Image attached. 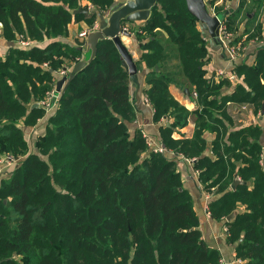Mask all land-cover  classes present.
I'll use <instances>...</instances> for the list:
<instances>
[{
  "label": "trees",
  "instance_id": "obj_1",
  "mask_svg": "<svg viewBox=\"0 0 264 264\" xmlns=\"http://www.w3.org/2000/svg\"><path fill=\"white\" fill-rule=\"evenodd\" d=\"M244 1L224 18L228 31L235 30ZM253 2L264 8V1ZM113 3L0 0V38L31 42L0 54V150L24 155L0 180V264H20V258L24 264H219L175 161L148 152L141 130L129 127L135 118L130 77L114 42L98 40L93 57L57 88L53 72L80 60L77 37L74 45L60 40L67 24L83 20L91 27ZM262 29L257 23L249 38H262ZM128 31L141 51L136 67L147 69L143 94L152 119H168L158 129L162 145L194 157L201 187L214 197L210 215L224 220L235 257L264 264L263 131L256 124L235 127L227 107H262L264 46L252 64L234 67L232 84L207 76V42L185 0H157L148 19ZM172 83L196 91L194 109L173 97ZM53 88L60 94L35 151H28L22 127L45 116L35 104ZM189 121L192 134L174 138Z\"/></svg>",
  "mask_w": 264,
  "mask_h": 264
},
{
  "label": "crops",
  "instance_id": "obj_2",
  "mask_svg": "<svg viewBox=\"0 0 264 264\" xmlns=\"http://www.w3.org/2000/svg\"><path fill=\"white\" fill-rule=\"evenodd\" d=\"M264 0H262L263 2ZM207 3V7L210 10L213 8L214 12H222L224 13L223 18H226L228 12H232L238 6L239 0H205ZM85 3V2H83ZM86 4V3H85ZM87 8L90 9V4H86ZM246 9H252L251 14L249 15ZM216 13V14H218ZM221 13V14H222ZM145 21L142 22H133V23H126V26H130L133 30H136L141 26ZM262 23L264 26V8L263 7H256L253 0H245L244 7L241 13L238 15V18L235 22V30L229 31L232 38L235 41H242L243 49L241 52L231 59L228 54L220 47L218 42H213L210 38L207 31L203 30V28L198 24L200 31L202 32L203 37L207 42V51H208V61L206 63V71L207 76H212L213 80H218L220 78L214 79V74L216 70L220 69L223 70L225 73H232L234 72L233 69L238 64L244 62L246 64H252L254 61L256 50L264 46V29H262L261 35L262 38L258 39V35L254 37H250V34L253 32L257 23ZM225 23V20H224ZM87 24L83 20H71L67 24V31L66 34L60 38V40L68 45H74V41L76 38V34L85 28H87ZM121 40L123 44L126 46L128 52L131 54L134 62L139 59L140 49L138 44L135 40L133 33H130V36L125 37L121 36ZM9 47H20L18 44L17 39L8 41L3 38H0V54H4ZM80 48V47H79ZM78 48V49H79ZM80 60L84 59L86 56L85 49L80 48ZM67 62V60L65 59ZM73 63L69 68L72 70ZM43 64V63H42ZM45 68V67H44ZM147 72V69L144 65H139L137 68V79L138 85L131 82L129 85V91L132 99V104L135 111V118L132 123H129V127L131 130L135 128L140 129L142 132L147 134L155 143H161L159 138L158 129L160 124L168 122L167 118L161 119L160 122H155L152 119L153 116V108L151 105L144 101V94L143 90L146 87L144 77ZM235 73V72H234ZM54 76H56V72H53ZM57 80L60 77L56 76ZM225 78V77H224ZM237 79L235 74V78L228 79L234 84V81ZM65 84V83H63ZM187 87L189 90V94L184 92V88ZM233 89V85L229 87V91ZM169 91L173 95L175 99H177L180 103L187 107V109H194L195 108V100L191 97L192 88L189 85L181 86L177 84H170ZM60 94V93H59ZM54 106V105H53ZM227 104L228 110L232 115L233 125L235 127H240L246 124H256L260 126L262 131L264 130L262 122L259 120L258 122L254 123L253 118L257 116V111L253 110V107L248 106L245 108L237 109L239 104ZM244 106H247L244 104ZM234 107V108H233ZM53 107L45 111L44 120L52 113ZM245 112V114L242 112ZM236 121V122H234ZM39 126V125H38ZM35 125L30 127V131L34 130L37 134L42 133ZM194 129V123L189 121L186 126L176 129L173 131L172 136L174 138H180L182 136H190ZM187 131V132H186ZM186 132V133H185ZM264 135V131L262 132V136L260 141L262 142ZM210 139V136H207ZM35 148V146H34ZM209 155H211V150L208 147L206 151ZM166 157L172 159L176 163V167L181 175L182 183L184 188L189 192L192 197V204L195 214L198 217V227L201 232L202 238L205 243L212 248L217 249L220 254L219 264H236L235 263V251L233 244H229L227 242V234L225 231V223L224 220H217L210 214H207L208 204L210 201L213 200V196L206 193L198 180V171L193 167V161L190 160L191 158H187L179 153H175L173 150L168 149L165 153ZM209 211V209H208ZM227 220V219H225Z\"/></svg>",
  "mask_w": 264,
  "mask_h": 264
},
{
  "label": "water",
  "instance_id": "obj_3",
  "mask_svg": "<svg viewBox=\"0 0 264 264\" xmlns=\"http://www.w3.org/2000/svg\"><path fill=\"white\" fill-rule=\"evenodd\" d=\"M157 0H125L116 3L112 6L106 14L98 13V29L93 30L88 33L86 37V48L89 54L86 58L81 59L74 63L70 75L67 77L66 82H69L73 74L84 65L88 58H92L95 54V48L97 41L104 38L111 39L117 50L122 57V64L125 66L131 82L138 85L137 79V67L136 64L128 52L126 46L121 40V36L128 37L130 32L128 28L125 27L126 23L142 22L146 21L151 13L152 7L156 4ZM186 7L188 11L198 20V24L207 31L212 41L219 43V23L223 20V14L212 15L208 8L205 0H185ZM77 12H86L87 9H77ZM65 78H60L58 80L59 88L63 83ZM59 90V89H56ZM184 92L189 94L187 87L184 88ZM54 100V98H53ZM36 105V104H35ZM264 107V102L262 107ZM237 180L231 184V188L235 186ZM231 218V215L226 217L227 220Z\"/></svg>",
  "mask_w": 264,
  "mask_h": 264
},
{
  "label": "built area",
  "instance_id": "obj_4",
  "mask_svg": "<svg viewBox=\"0 0 264 264\" xmlns=\"http://www.w3.org/2000/svg\"><path fill=\"white\" fill-rule=\"evenodd\" d=\"M208 8V7H207ZM209 10V9H208ZM209 12L212 15H216V13L214 12L213 8H211L209 10ZM98 29V23L94 22L93 25L91 27H87L83 30H80L77 34L76 37L77 39L81 42L80 48L85 49L86 48V37L88 35L89 32ZM231 35L230 32L226 29L225 23H224V18L223 20L219 23V44L220 47L228 54V56L233 59L235 56H237L241 50L243 49V43L242 41H235L232 42L230 39ZM17 42L18 44L22 47H28L29 45H31V42L27 39H23L21 37L17 38ZM43 67H48V63L44 62L42 64ZM56 72V76L60 77V78H65L63 83L66 82L67 77L70 75L71 73V69L69 67H62L58 70L55 71ZM225 77L226 79H233L235 78V73H225L223 70H216L215 74H214V79L216 78H222ZM191 97L193 98V100L196 99L197 94L196 91L192 89V92L190 93ZM59 96V91L56 90L55 88L51 89L50 91L46 92V96L43 100H40L39 102L36 103V105L38 106H42L45 111L52 108L56 99ZM54 98V100H53ZM144 101L148 103V100L146 97H144ZM245 108V107H243ZM261 121L264 127V107L260 108L257 112V116L255 118H253V122L256 123L258 121ZM264 131V130H263ZM144 138H145V142L147 144V151L148 152H154V153H161L164 154L167 151V148L162 145V143H155L147 134H145L144 132H142ZM24 158V155H17L14 153H4V154H0V180L3 177H7L10 173V171L15 168ZM195 160L194 157L190 159ZM259 163L262 167H264V135H263V139L261 142V152H260V156H259ZM238 179V177H237ZM207 214H210V212L207 209ZM226 231V228H225ZM242 260L238 257L235 258V263L236 264H241Z\"/></svg>",
  "mask_w": 264,
  "mask_h": 264
},
{
  "label": "rangeland",
  "instance_id": "obj_5",
  "mask_svg": "<svg viewBox=\"0 0 264 264\" xmlns=\"http://www.w3.org/2000/svg\"><path fill=\"white\" fill-rule=\"evenodd\" d=\"M122 1H125V0H114V3H113V5L112 6H114L116 3H118V2H122ZM86 4H87V2H85ZM85 3H82V5H84ZM111 6V7H112ZM106 14V13H105ZM218 14H221L220 12L218 13ZM221 16H222V14H221ZM94 22H97L98 23V21H97V19L94 21ZM93 25V24H92ZM131 26V25H130ZM125 27L126 28H128L129 26H126L125 25ZM132 28V27H131ZM130 33H133V32H130ZM232 42H235V39H233L232 38ZM85 53H86V56H85V58L88 56V54H89V52L88 51H85ZM245 104V103H244ZM244 104H239L240 106L239 107H236L237 109H242L243 107H248V106H251V107H253L251 104L249 105V104H245V105H247V106H244ZM235 106H236V104H235ZM234 106V107H235ZM233 107V108H234ZM242 112L245 114V112L242 110ZM44 122H45V120H44V117H42L41 119H38V121H37V123H36V127H39L38 129L41 131V130H44V127H43V125H44ZM234 122H236V121H234ZM237 123V122H236ZM39 125V126H38ZM30 129V127H26V126H23L22 127V131H23V136H24V138H25V141H26V144H27V148H28V151H35V149H34V145H35V141H36V139H37V136L40 134V133H36L34 130L32 131H30L29 130ZM142 132V131H141ZM187 132V131H186ZM185 132V133H186ZM4 153H14V154H16L15 152H12V151H1L0 150V154H4ZM17 155H21V154H17ZM4 178V177H3ZM19 262H20V264H24V260L22 259V258H20L19 259Z\"/></svg>",
  "mask_w": 264,
  "mask_h": 264
}]
</instances>
